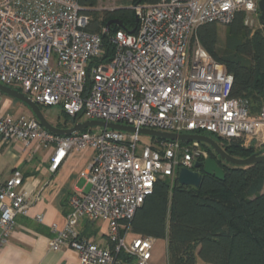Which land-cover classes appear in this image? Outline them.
I'll return each instance as SVG.
<instances>
[{
  "label": "built area",
  "instance_id": "built-area-1",
  "mask_svg": "<svg viewBox=\"0 0 264 264\" xmlns=\"http://www.w3.org/2000/svg\"><path fill=\"white\" fill-rule=\"evenodd\" d=\"M258 1L135 3L136 28L115 30L113 55L100 61L106 49L99 33L86 30L90 18L81 12L79 0H0V83L38 105L59 106L78 121L242 138L244 146L259 141L258 147L264 145V107L251 116L246 103L231 96L232 75L196 37L203 23L225 25L237 11L259 12ZM0 139L54 145L50 171L72 149L93 150L80 172L89 187L68 197L65 224H51L48 240L52 250L74 249L78 264H152L156 239L130 237L125 223L157 178L172 180L180 168L196 170V162L210 157L196 140H141L137 132L108 128L57 135L32 114L0 112ZM21 181L17 169L0 181V246L11 235L16 216L27 213ZM83 220L105 224L106 245L82 234Z\"/></svg>",
  "mask_w": 264,
  "mask_h": 264
},
{
  "label": "trees",
  "instance_id": "trees-1",
  "mask_svg": "<svg viewBox=\"0 0 264 264\" xmlns=\"http://www.w3.org/2000/svg\"><path fill=\"white\" fill-rule=\"evenodd\" d=\"M156 1L126 0V4L111 10H97L98 0H79L81 12L90 18L86 30L99 33L106 49L100 61L113 55L110 38L115 30L129 32L136 28L135 14L128 5ZM113 18L120 19L121 26L110 24L104 32ZM196 37L232 75L231 96L242 99L251 116L258 115L264 107V27L250 28L245 23V12L237 11L225 24L222 43L215 21L199 25ZM60 109L63 121L56 126L67 128L78 121L77 115L70 117ZM212 137L237 158H245L264 146L246 147L242 138ZM202 145L217 159L207 144ZM217 163L224 178L203 174L197 188L181 185L176 177L157 178L151 192L125 223L133 235L165 239L167 264H196L198 260L210 264H264V162L236 166L217 159Z\"/></svg>",
  "mask_w": 264,
  "mask_h": 264
},
{
  "label": "crops",
  "instance_id": "crops-1",
  "mask_svg": "<svg viewBox=\"0 0 264 264\" xmlns=\"http://www.w3.org/2000/svg\"><path fill=\"white\" fill-rule=\"evenodd\" d=\"M22 102L0 92V112L14 115H31ZM28 112V114H26ZM255 145V141H253ZM55 146L42 147L32 141L24 145L20 141L0 139V181L9 178L17 169L22 174L19 190L27 193L28 209L24 215H17L14 229L0 246V264H78L77 252L70 247L58 250L49 248L51 224L62 228L68 213V197L74 192L86 191L89 187L80 176L90 163L93 150L72 149L55 171L49 170ZM40 217V220L38 219ZM82 234L91 236L101 245L99 233L105 236V224L101 222H80ZM129 236H134L129 232ZM165 252H166V240ZM196 264H210L198 260Z\"/></svg>",
  "mask_w": 264,
  "mask_h": 264
},
{
  "label": "water",
  "instance_id": "water-1",
  "mask_svg": "<svg viewBox=\"0 0 264 264\" xmlns=\"http://www.w3.org/2000/svg\"><path fill=\"white\" fill-rule=\"evenodd\" d=\"M258 11H259L258 20L260 24L264 27V0L258 1ZM110 24L121 26V20L118 18H113L109 20L106 23V28H108ZM0 92L24 103L27 106V108L30 110L32 115L38 120L40 125L44 129H46L47 131L53 134L69 135L74 132L81 131L83 129L91 128V127L108 128L118 131L137 132L139 134L157 139L182 140V141L196 140L201 143L207 144L212 149L213 154L217 157V159L224 161L230 165L242 166V165H249L258 161L264 162V146L245 158H237L229 155L215 139L205 134H197V133L176 134V133L162 132L154 129H146V128L136 129L132 126H128L120 123L105 122L100 120L76 121L70 127L60 128L49 122L43 115V112L40 109L39 105L36 102H34L31 98H29L27 95H25L23 92L15 88H12L10 86H6L2 83H0ZM217 159L210 156L207 159H205L203 162H196L194 164V168L196 170H191L185 167L180 168L176 178L178 183H180L181 185L193 186L197 188L201 184L203 174L213 175L215 178L222 180L224 178V171L222 167L218 165ZM198 169H201L202 172H199Z\"/></svg>",
  "mask_w": 264,
  "mask_h": 264
},
{
  "label": "rangeland",
  "instance_id": "rangeland-1",
  "mask_svg": "<svg viewBox=\"0 0 264 264\" xmlns=\"http://www.w3.org/2000/svg\"><path fill=\"white\" fill-rule=\"evenodd\" d=\"M126 4V0H98V4L96 6L97 10H111L113 8H116L119 5ZM131 5H128V7L131 8ZM259 12H247L245 13V23L252 29L263 27L259 20H258ZM225 36V25L219 24V42L222 43ZM23 105L27 108V106L23 103ZM29 110V109H27ZM41 110L43 112V115L45 118L51 122L53 125H56L58 122H62L63 118L60 113V107L59 106H41ZM28 114V112L26 113ZM93 130H99L100 127H91ZM149 136L140 134L141 140H146ZM259 142V141H258ZM257 145H259V143ZM256 143L254 147L256 146ZM254 144V143H252ZM258 146V147H262ZM99 235L102 238V241H106V237L102 236L101 233ZM152 264H167V258H166V252H165V243L164 239H156L153 245V252H152Z\"/></svg>",
  "mask_w": 264,
  "mask_h": 264
}]
</instances>
